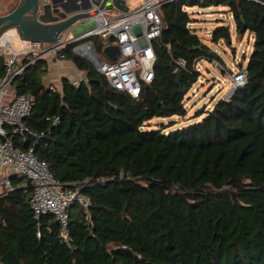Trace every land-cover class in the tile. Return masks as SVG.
<instances>
[{
	"label": "trees",
	"instance_id": "trees-1",
	"mask_svg": "<svg viewBox=\"0 0 264 264\" xmlns=\"http://www.w3.org/2000/svg\"><path fill=\"white\" fill-rule=\"evenodd\" d=\"M193 5L227 6L239 36L253 33L247 83L199 111L206 115L198 122L147 129L154 117L187 115L199 59L222 61L189 27L186 7ZM161 17L155 77L139 97L113 88L74 43L61 53L87 81L64 77L59 88L46 87V58L14 77L16 93L34 97L27 125L44 132L36 156L91 205L88 213L70 207L68 243L54 215L35 218L31 183L12 177L15 189L0 195V264H264V0H172ZM92 40L101 56L114 43ZM212 41L232 45L230 26H216ZM179 57L187 61L181 87ZM5 72L0 55V77ZM54 116L56 124L47 119ZM16 139L23 149L33 141Z\"/></svg>",
	"mask_w": 264,
	"mask_h": 264
},
{
	"label": "built area",
	"instance_id": "built-area-1",
	"mask_svg": "<svg viewBox=\"0 0 264 264\" xmlns=\"http://www.w3.org/2000/svg\"><path fill=\"white\" fill-rule=\"evenodd\" d=\"M170 1L143 0L140 6L128 11L106 3L94 16L92 27L71 38L64 32L55 42L26 39L16 28L0 36V55L5 57L6 64V72L0 77V195L15 189L12 177L28 180L33 187L30 208L35 218L40 220L44 214L54 215L60 221L62 235L68 243L72 240L68 230L70 207L78 203L87 212L91 199L75 189V183H63L57 179L47 162L36 156L34 145L44 136V132L35 131L26 123L33 109L34 97L16 94L7 99L9 88L14 77L28 64L51 55L64 56L62 49L74 43L73 50L91 61L113 88L139 97L143 83H150L155 77L157 55L154 42L161 36L163 28L161 8ZM96 36L114 39L111 44H117L120 48L116 59L105 60L97 53L92 40ZM14 37L20 40L19 47L14 45ZM23 59H27V62L20 64ZM175 63L176 71L187 66L183 57L177 58ZM228 75L236 89L247 83L246 67L230 71ZM83 80L88 79H74L73 83L78 84ZM47 119H51L53 124L59 121L58 116ZM16 138L23 142L32 139V145L23 149L17 145Z\"/></svg>",
	"mask_w": 264,
	"mask_h": 264
},
{
	"label": "rangeland",
	"instance_id": "rangeland-1",
	"mask_svg": "<svg viewBox=\"0 0 264 264\" xmlns=\"http://www.w3.org/2000/svg\"><path fill=\"white\" fill-rule=\"evenodd\" d=\"M186 11L192 19L189 27L196 31L203 41L220 55L222 61L202 58L197 62V69L201 72V75L186 94L187 115L154 117L145 124L147 129L164 127V131L169 132L200 121L206 115V112L198 116L199 111L211 110L218 100L229 99L234 94L236 86L233 85L228 72L246 67L253 51V33L246 31L241 37L239 36L236 31L235 19L227 6L212 5L203 7L193 5L186 7ZM222 24L230 26L232 45L222 43V41L218 43L212 41L213 29ZM71 34L70 32L69 38H71Z\"/></svg>",
	"mask_w": 264,
	"mask_h": 264
},
{
	"label": "water",
	"instance_id": "water-1",
	"mask_svg": "<svg viewBox=\"0 0 264 264\" xmlns=\"http://www.w3.org/2000/svg\"><path fill=\"white\" fill-rule=\"evenodd\" d=\"M108 1L94 0L92 4L83 0H19L13 9L0 14V36L5 31L16 28L26 39L55 42L62 33L72 32L77 23L94 18ZM111 3L122 11L129 10L122 0H111ZM55 10H59V13L54 14ZM119 51L117 44H109L105 46L103 53L109 60H114ZM181 74V70L176 71V82L180 87Z\"/></svg>",
	"mask_w": 264,
	"mask_h": 264
},
{
	"label": "crops",
	"instance_id": "crops-1",
	"mask_svg": "<svg viewBox=\"0 0 264 264\" xmlns=\"http://www.w3.org/2000/svg\"><path fill=\"white\" fill-rule=\"evenodd\" d=\"M7 1L8 0H0V14H3L8 9H13L17 5L19 0H9V2H7ZM71 1H74V0H71ZM83 1L86 3L94 4V0H83ZM122 2L125 3L129 7V9H134V8L140 6L142 4L143 0H122ZM108 3H111V0H109ZM93 25H94V19L93 18L83 20V21L77 23V25H75V27L72 29L71 37L81 34L83 31L92 27ZM68 37H69V33H68ZM13 41H14V45L19 47V44H20L19 38L14 37ZM75 53H77V52H75ZM101 57L105 60H109L106 55H103ZM46 59L49 63V71H48L47 75L44 77V81H43V83L46 87H50V88H54V89L59 88L61 85V82H62V78H64V77H68L72 81L74 79L87 78V72L79 69L73 61L66 59L65 56L51 55L50 57H48ZM199 60H201V59H199ZM21 63L22 62H20V64ZM213 63H215V62H213ZM16 94L17 93L15 91V87L11 84L9 91L7 93V95H8L7 99L14 97Z\"/></svg>",
	"mask_w": 264,
	"mask_h": 264
},
{
	"label": "flooded vegetation",
	"instance_id": "flooded-vegetation-1",
	"mask_svg": "<svg viewBox=\"0 0 264 264\" xmlns=\"http://www.w3.org/2000/svg\"><path fill=\"white\" fill-rule=\"evenodd\" d=\"M57 13H59V10H55V11H54V14H57Z\"/></svg>",
	"mask_w": 264,
	"mask_h": 264
}]
</instances>
